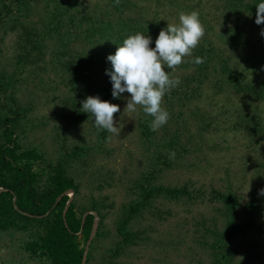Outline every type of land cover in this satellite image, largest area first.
Listing matches in <instances>:
<instances>
[{"label":"rangeland","instance_id":"1","mask_svg":"<svg viewBox=\"0 0 264 264\" xmlns=\"http://www.w3.org/2000/svg\"><path fill=\"white\" fill-rule=\"evenodd\" d=\"M24 1L27 8L21 13L30 14V20L41 19L47 11V0ZM64 1L76 14L71 25L70 17H65L61 30L68 53L84 64L91 61L85 75L96 80L104 76L97 60L103 39L92 32L96 21L109 14L114 19L150 23L160 31L167 23H178L181 12H199L205 34L192 55L171 71L172 78H179L180 83L163 97L162 107L170 118L156 131L150 129L152 118L140 106L135 112L124 110L129 93L121 94L116 102L110 101L120 107L114 114L119 135L107 133L104 140L98 141L91 119L73 122L66 118L64 110L73 116V101L81 107V102L95 92L88 89L81 98L75 88L84 89V83L73 88L70 72L55 67L54 50L59 47L55 33L47 40L44 59L28 63L23 71L16 72L20 76L16 77L19 82L15 95L31 108L22 121L20 142L44 151L55 161L67 158L79 186L77 194L69 190L68 195L79 207L99 205L104 215L103 234L96 241L90 264H212V252L206 242L213 241V236L205 231L215 227L223 230L224 202L214 198L215 191L238 199L240 219L244 217L242 207L254 199L259 205L255 216L264 224V196L259 194L264 188V36L260 35L264 24L255 23L257 9L253 5L257 1L125 0L120 12L114 6L120 0ZM9 3L17 16L19 11L13 6L16 2ZM2 7L0 2V11ZM6 12L3 10V15ZM3 30L0 28V70L13 73L17 31ZM201 46L211 47L217 55L204 70L191 62L199 56ZM223 55L262 93L253 98L223 86L218 63V56ZM76 66L81 68L80 63ZM77 148L83 149L77 152ZM139 185H186L196 197L153 200V208L144 210L128 225L131 231L138 232L136 242L111 257L109 248L121 239L116 223L122 217V206L139 199ZM93 213L98 222V215ZM22 237L18 232L1 234L0 264L36 261L21 248ZM90 242L88 239L85 243L87 251ZM229 248L233 255L231 264H264L263 233H237ZM251 248L261 258L246 261L244 257Z\"/></svg>","mask_w":264,"mask_h":264},{"label":"trees","instance_id":"2","mask_svg":"<svg viewBox=\"0 0 264 264\" xmlns=\"http://www.w3.org/2000/svg\"><path fill=\"white\" fill-rule=\"evenodd\" d=\"M9 1L16 2L13 6L19 11L17 16L13 15L12 3ZM256 1L257 4L259 1ZM0 2L3 6L0 11V28L4 29L3 32H7L8 29L17 31L16 68L13 69V73L0 70V236L2 233L14 232L24 235L20 239V246L31 259L36 260L33 264H90L96 241L103 234L104 215L99 205L92 203L89 206L79 207L76 205V200L68 195L69 190L77 194L79 186L69 170L70 167L68 168L67 158H58L55 161L47 157L44 151L20 142L19 134L24 132L22 121L31 108L30 105H23L15 95L19 82L16 77L20 76L16 75V72L23 71L28 63L43 60L48 47L47 40H50L55 33L59 42V47L54 50L57 58L55 67L70 72L69 79L73 88L80 82L84 83V89L75 88L77 95L84 98L86 90L91 89V92H95L93 96L116 102L111 96L110 77L105 72L106 69H111L107 56L114 54L123 40L136 32L150 35L153 38L150 47H154V40L159 31H156L157 28L150 23L145 22L144 25L142 21L133 18L126 21L122 17L114 19L109 14L105 19L96 21V27L92 32L100 35L104 45L101 47L100 56L97 57L104 76L102 80H96L85 75L89 71L91 61L88 60V63L84 64L80 59H75L72 53H68V43L65 42L66 37L62 35L61 30L65 17H70L71 25L76 15L71 11L68 1L47 0V11L42 13L41 19L37 21L28 19L30 14L28 15L27 12L21 13L27 8L24 0H0ZM119 2L118 5L116 2L114 4L118 12L121 7L124 8L125 0ZM3 10H7L4 15ZM60 55L63 58L59 59ZM198 55L204 60L199 64L201 70L206 69L207 64H211L217 56L214 49L209 46H201ZM78 63L81 65L79 70L76 66ZM218 63L223 72V86L242 95L247 93L253 98L262 93V90L247 81L246 76L234 65L228 64L227 57L218 56ZM72 108L70 109L74 112L72 117L67 110L63 111L66 118H70L73 122L92 120L90 114L80 112V106L75 101ZM95 131L98 141L104 140L108 133L97 128ZM79 149L77 148L76 151L80 152L83 148ZM139 188L141 190L139 199L122 206V217L116 223L117 235L121 239L116 242L114 248H109L111 257L118 256L127 245L136 242L138 232L131 231L128 225L144 210L152 209L153 200L158 197L174 201L196 197L186 185L179 187L139 185ZM214 198L224 202L221 209L223 230L217 231L216 227L206 228L205 232L213 236V241L206 242V246L212 252V264H231L233 255L229 243L235 234L246 232L264 234V224L257 221L255 214L259 205L254 199L242 207L244 217L240 219L237 213L240 205L236 197L215 191ZM93 211L98 215L96 226V215ZM91 233L93 234L89 249L84 255L85 243ZM246 253L244 257L246 261L250 258H261V254L254 248Z\"/></svg>","mask_w":264,"mask_h":264},{"label":"clouds","instance_id":"3","mask_svg":"<svg viewBox=\"0 0 264 264\" xmlns=\"http://www.w3.org/2000/svg\"><path fill=\"white\" fill-rule=\"evenodd\" d=\"M256 9L255 23L264 24V0H259ZM204 34L200 14L194 10L181 12L178 23H167L155 38L154 47H150L153 43L150 35L141 32L128 35L115 53L106 58L111 64V69L105 72L112 83V98L120 99L121 94L129 93L124 110L135 112L140 106L143 113L152 118L149 125L152 131L165 125L170 114L162 107L163 97L180 83L179 78H172L171 71L192 55ZM260 35L264 36V28ZM191 62L199 65L204 60L197 56ZM80 109L91 115L97 130L119 135L120 129L114 126V114L120 111L119 105L99 96H88L81 102ZM259 194L264 196V188Z\"/></svg>","mask_w":264,"mask_h":264},{"label":"water","instance_id":"4","mask_svg":"<svg viewBox=\"0 0 264 264\" xmlns=\"http://www.w3.org/2000/svg\"><path fill=\"white\" fill-rule=\"evenodd\" d=\"M96 222H97V221H96V217H95V226H96ZM94 228H95V227H94ZM93 230H94V229H93ZM92 234H93V233H91V236H92ZM91 236L89 237V240L91 239ZM86 249H87V248H85V249H84V255H85V254H86V252H87V250H86Z\"/></svg>","mask_w":264,"mask_h":264}]
</instances>
